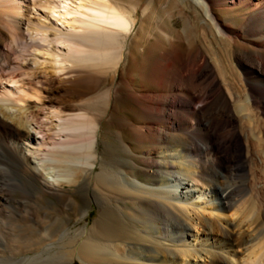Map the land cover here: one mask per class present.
Here are the masks:
<instances>
[{
  "label": "bare ground",
  "instance_id": "bare-ground-1",
  "mask_svg": "<svg viewBox=\"0 0 264 264\" xmlns=\"http://www.w3.org/2000/svg\"><path fill=\"white\" fill-rule=\"evenodd\" d=\"M191 1L211 25L213 36L219 41L236 40L229 34L230 28L214 15V1ZM226 1L232 13L245 8L249 14L244 31L259 37L252 41L258 52L252 65L244 63L243 67L264 81V0ZM3 3L12 4L11 0ZM16 3L13 16H18L21 9V1ZM6 14L9 16V11ZM131 26L125 11L113 9L97 14L80 41L70 36L58 38L57 43L70 47L73 53L59 55L62 63L72 66L61 69L64 74L57 76L38 58V51L50 48L47 40L26 37L20 27L5 25L7 33H1V49L7 58L0 63V86L7 83L10 88L5 86L6 92L1 94L26 109H19L15 119L0 104V158L7 166L0 169V174L6 173L9 178V182L0 184V196L13 203L12 208L19 214H31L32 176L39 177L42 191L55 196H59L56 185L61 180H47L36 165H31L30 157L40 158L43 163L52 156L61 157L59 171L70 182L84 174L98 208L94 221L84 220L76 229L64 228L60 234L55 233L59 248L54 256L65 263L264 264V98L248 76L241 96L233 97L230 90L222 94L205 57L190 52L180 55L171 82L182 93L180 100L161 94L137 100L138 110L146 116L164 119L162 124L152 121L135 128L139 140L150 143L148 149L136 152L126 141L120 142L122 153L143 163L139 171L142 178L105 162L103 149L97 148L101 120L114 104L111 94L97 97L92 116L83 111L76 113L54 97L51 83L56 77L64 79L84 70L97 74L107 72V68L116 69L124 58L125 38ZM188 32L185 22L178 33L186 38ZM233 35L239 37L240 32ZM17 53L21 58L16 57ZM220 59L217 68L226 71ZM88 82L97 86L94 77ZM197 100L202 105L193 107ZM169 107H179L189 117ZM27 121L31 130L25 125ZM21 140L35 143L39 149L23 150L17 144ZM223 180L229 181L228 185L223 187ZM9 185L21 189L23 201L3 193ZM24 242L43 243L32 237Z\"/></svg>",
  "mask_w": 264,
  "mask_h": 264
},
{
  "label": "rangeland",
  "instance_id": "rangeland-1",
  "mask_svg": "<svg viewBox=\"0 0 264 264\" xmlns=\"http://www.w3.org/2000/svg\"><path fill=\"white\" fill-rule=\"evenodd\" d=\"M3 1L0 0V12L2 13H0V19L2 20H0V63H4L7 58V54L1 49L3 42L1 33L2 31L7 33L5 25H10L12 28L20 27L23 33L27 34L26 37H34L39 40L43 38L48 41L47 44L50 45V48H46L42 52L38 51V58H40L41 63L47 64L53 75L57 76L64 74L60 71L61 69L72 66L69 62L62 63L59 55L73 53L70 47L57 43L58 38L70 36L69 38L80 41L87 34L89 24L93 22L97 14L113 11V9L123 10L127 13L133 26H131L132 28L127 36L125 35L127 38H125L126 43L123 49L124 58L116 69L108 70L107 68V72L97 74L84 70L74 75L70 74L69 77L64 79L53 78L54 82L51 85L54 97L59 98L60 102L71 109L73 108L72 110L76 113L83 111L90 116L95 112L94 104L97 97L105 92L111 94V102L114 104L108 110L109 113L107 112L101 120L97 148L103 149L101 150L102 158L105 162L128 169L132 175L137 174L140 178L143 177L139 172L143 163L137 157L122 153L119 149L120 142L121 139L126 141L135 148L136 152L148 149L150 143L147 140L141 142L135 128L152 121L162 124L164 119L156 115V117L153 115L152 117L146 116L143 111L138 110L137 100L142 99V96H145L148 100L160 94V96H176L177 100H175H180L179 95L182 93L171 85V82L174 81L173 71L180 55L190 52L193 55L199 53L201 57H205L208 67L212 71L211 76L218 84L222 94L230 90L228 93L232 94L233 97L241 96L244 92L246 76H248L264 98V81L255 74L250 73L249 69L247 71L243 67L244 63L252 65V61L258 52L252 41L259 40V37L251 36L244 31L249 16L246 9L239 8L234 14L229 9L226 0H211L214 1V4L212 3L214 15L221 23L230 28H227L229 34L236 39L230 41L223 38V42L213 36L214 32L211 25L205 22L206 20L202 16L200 8L193 4L191 0H18L21 1L18 16H13L16 10L15 5L19 4L16 3L17 0H11L12 4H6ZM6 6L9 9H6ZM8 11L9 16L6 14ZM21 14H24V17L20 16ZM185 22L188 24V31H190L186 38L178 33ZM197 23L199 25H196ZM231 31L232 33H230ZM235 32H240L239 37L233 35ZM21 56L20 53L16 54L18 58H21ZM219 59L223 62V67H227L226 71L217 68L219 67L217 63ZM228 73L230 74L228 75ZM91 77L96 78L97 86L94 87L89 84L88 79ZM5 86L10 88V84L4 83L0 86V104H2L1 106L7 114L16 119V115L19 113L18 110L24 111L26 108L23 105L10 102L9 99L11 98L3 95L6 92ZM232 86H234L233 89ZM210 99H206V102H209ZM192 105L198 107L202 103L197 100ZM169 108L178 115L185 118L189 117L188 112L179 109V107ZM188 121L190 122V120ZM25 125L29 129L32 128L29 121L25 122ZM33 134L35 133L33 132ZM21 141H18L17 144L23 150L39 149V146L35 143ZM59 160H61V157L52 156L43 163L40 158L30 157L31 165H36L38 173H41L47 180H61L59 185H56L59 196H55L42 191L39 177L32 176L34 189L30 200L31 214L25 213L23 215L24 212L19 214L18 211L12 208L13 203L5 201V198L3 199V196H0V209L3 207L0 214V226H5H1L0 229V249L2 248L0 251V264H21V261L22 264H41L43 261L45 262L43 264H54L55 262L67 264L64 259L60 260L54 256V252L59 248V238L56 234H60L59 230L64 228L76 229L84 223V220L94 221L98 217V208L93 204L94 194L86 185L87 178L82 174L79 177L80 179L74 180L70 177L72 181H67V177L65 178L64 174L59 171V167L62 166L58 162ZM3 163L4 161L0 158V169L5 168L6 165ZM7 179L9 180L6 173L0 174V184L8 181ZM228 183L229 181L223 180V187ZM3 193L16 201H23L24 195L18 186L9 185L8 188L4 187ZM8 205L9 207H7ZM10 207L12 209H9ZM16 213L17 215H15ZM12 215L15 217H12ZM14 232L18 235H15ZM42 233H46L45 236ZM29 236L39 239L43 243L32 242L27 245L24 241L30 238ZM6 240L9 242L7 243ZM45 243H48V245ZM17 247H19L18 250H16ZM49 255L51 258H47ZM36 261L38 262L36 263Z\"/></svg>",
  "mask_w": 264,
  "mask_h": 264
}]
</instances>
